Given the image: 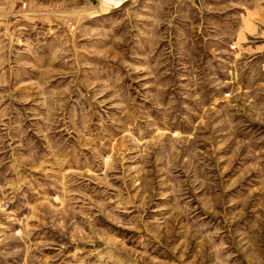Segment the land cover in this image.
Here are the masks:
<instances>
[{"label":"rangeland","instance_id":"374dc122","mask_svg":"<svg viewBox=\"0 0 264 264\" xmlns=\"http://www.w3.org/2000/svg\"><path fill=\"white\" fill-rule=\"evenodd\" d=\"M252 4L0 23V264H264Z\"/></svg>","mask_w":264,"mask_h":264},{"label":"crops","instance_id":"0c3cea01","mask_svg":"<svg viewBox=\"0 0 264 264\" xmlns=\"http://www.w3.org/2000/svg\"><path fill=\"white\" fill-rule=\"evenodd\" d=\"M129 1L130 0H0V23L12 17H23L28 20L38 19L43 22L88 18L121 8L124 4L129 3ZM252 3V8H248L249 19L245 21L243 25H248L249 28L255 32L259 25H264V0H252ZM245 34L246 33L243 32V35Z\"/></svg>","mask_w":264,"mask_h":264}]
</instances>
